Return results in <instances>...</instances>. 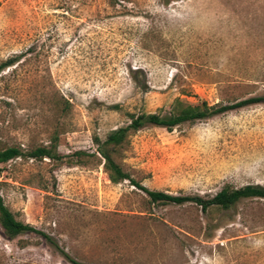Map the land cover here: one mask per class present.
I'll return each instance as SVG.
<instances>
[{
  "label": "rangeland",
  "instance_id": "1",
  "mask_svg": "<svg viewBox=\"0 0 264 264\" xmlns=\"http://www.w3.org/2000/svg\"><path fill=\"white\" fill-rule=\"evenodd\" d=\"M12 57L0 72V150L58 136L64 156L0 163L18 219L89 264H264V198L207 210L152 202L110 180L95 142L176 98L264 95V0H0V63ZM116 158L175 195L264 185V102L173 129L145 125ZM0 264L72 263L41 235L9 237L0 225Z\"/></svg>",
  "mask_w": 264,
  "mask_h": 264
},
{
  "label": "trees",
  "instance_id": "2",
  "mask_svg": "<svg viewBox=\"0 0 264 264\" xmlns=\"http://www.w3.org/2000/svg\"><path fill=\"white\" fill-rule=\"evenodd\" d=\"M17 59V57H12L1 62L0 72L15 64ZM259 102H264V95L246 98L232 104H210L205 99H202L197 104H192L183 101L181 98H176L168 112L159 110L157 112L131 114L130 123L112 130L104 141L97 136L95 137V142L98 145V152L104 160V169L113 183L117 184L129 180L131 184L142 189L150 197L152 202L182 204L191 201L202 206L204 210H207L210 206L214 205L227 209L243 198H264V185L260 184H248L243 187L227 186L217 192L214 196L208 198L200 195H175L166 191L152 190L142 185L130 173L125 171L116 158L118 148L128 140L131 132L140 129L145 125H156L173 129L184 122H194L230 109ZM58 141V136H54L51 138L49 144L36 146L31 148L28 152H24L20 146L14 145L6 147L0 150V163L8 162L21 156H28L35 159L49 158L51 160H61L64 156L58 151ZM74 155L83 156L91 154H88L84 150H78L74 152ZM0 225L4 229L5 235L9 237H16L23 233H37L45 238L50 245L54 246L72 264H89L71 256L59 245L58 241L52 235L39 230L28 222L18 219L5 203L1 192Z\"/></svg>",
  "mask_w": 264,
  "mask_h": 264
}]
</instances>
